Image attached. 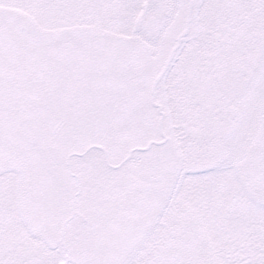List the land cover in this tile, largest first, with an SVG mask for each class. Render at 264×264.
<instances>
[{
    "label": "snow or ice",
    "instance_id": "obj_1",
    "mask_svg": "<svg viewBox=\"0 0 264 264\" xmlns=\"http://www.w3.org/2000/svg\"><path fill=\"white\" fill-rule=\"evenodd\" d=\"M0 264H264V0H0Z\"/></svg>",
    "mask_w": 264,
    "mask_h": 264
}]
</instances>
